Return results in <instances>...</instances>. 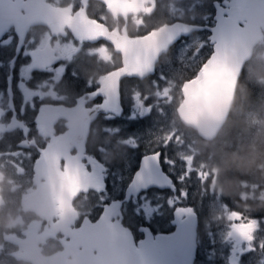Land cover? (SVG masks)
<instances>
[{
  "label": "flooded vegetation",
  "instance_id": "1",
  "mask_svg": "<svg viewBox=\"0 0 264 264\" xmlns=\"http://www.w3.org/2000/svg\"><path fill=\"white\" fill-rule=\"evenodd\" d=\"M231 2L0 0V220H18L14 228L0 225V264H47L46 258L56 253L57 264H67L73 254L80 264H93L99 252L89 238L82 243L79 235L85 227L98 234L93 227L104 213L109 225L126 230L137 246L144 231L152 238L173 233L174 212L179 209L196 217L192 264H219L212 238H207L212 251L204 249L202 256L199 252L200 221L193 208L198 198L209 200L207 185L215 181L212 151L182 125L177 109L182 86L197 77L212 54L210 37L217 11L228 18ZM237 4L238 28H257L262 35L239 82L264 45V0H237ZM173 26L181 31L159 56L152 74L124 77L105 87L108 77L123 67L110 37L119 42L136 40ZM100 47L107 53L94 52ZM178 59L183 60L177 64ZM115 91L118 111L113 106L88 116ZM162 92L177 93L173 104H159ZM170 129V140L154 141L155 135ZM180 151L192 154L188 161L194 172L202 165L201 172L209 174V180L202 181L201 196L195 195L200 185L193 171L184 186L179 164H188L185 156L179 161ZM146 157H155L171 188L152 187L127 199L125 191ZM257 175L252 174L250 185L258 182ZM215 189L216 184L217 196ZM143 200L157 207L142 213ZM251 203L264 201L238 196L242 211L233 213L243 221L263 220ZM158 208L159 217L147 220ZM212 212L205 218L210 233L214 230L210 219L220 215ZM163 224L169 229L158 230Z\"/></svg>",
  "mask_w": 264,
  "mask_h": 264
},
{
  "label": "water",
  "instance_id": "2",
  "mask_svg": "<svg viewBox=\"0 0 264 264\" xmlns=\"http://www.w3.org/2000/svg\"><path fill=\"white\" fill-rule=\"evenodd\" d=\"M229 7L230 10L226 11L228 18L223 17L224 12L217 11L216 24L211 29L210 58L197 77L181 88L182 101L177 109L178 118L183 126L196 132L203 141L214 140L226 123L230 113L229 104H233L241 70L250 59L254 46L262 38L257 28H238L237 0H232ZM178 30L181 31L177 26L163 28L146 37L121 42L110 37L116 52L122 55L123 67L108 77L105 87L115 86L124 77H139V73L143 76L152 74L159 56L177 39ZM113 106L118 111L116 91L111 94L109 92L108 101L99 109L91 110L88 116L95 117L99 111L106 112ZM152 187L167 189L171 185L155 157H146L133 183L127 187L125 196L128 199ZM106 213L93 227L98 230V234H90L85 227L79 235L82 243L89 238L90 245L99 252V259L93 264H192L196 251V217L191 211L176 210V228L173 233L152 238L144 231L145 238L137 246H134L126 230L119 225H109ZM182 217L183 220H180Z\"/></svg>",
  "mask_w": 264,
  "mask_h": 264
},
{
  "label": "trees",
  "instance_id": "3",
  "mask_svg": "<svg viewBox=\"0 0 264 264\" xmlns=\"http://www.w3.org/2000/svg\"><path fill=\"white\" fill-rule=\"evenodd\" d=\"M254 70L255 72L252 74ZM262 75H264V58L253 59L246 67L245 75L242 76L237 84L235 98L228 119L214 140L204 142L196 136L195 132H191L192 135H195V139H198V143L200 142L203 147H205L203 145L205 144L208 147L207 149L212 151L213 167L220 161L223 153L237 150L241 145L249 143V139L253 138V134L256 133L254 127L249 124L252 120H264V83L260 82ZM187 131L189 132V130ZM214 177L215 181L213 184H216L215 191L218 193L217 196L221 198L220 202L218 201L220 205H223L230 212H241L242 206L238 204V196L244 195V192H246L244 186L252 184L250 182L253 180L252 174H242L233 170L219 177L214 173ZM256 180L263 182L259 175H257ZM212 199L213 197L210 200ZM209 202L202 197L198 198L193 206L200 221L196 236L201 256L204 249L207 253L212 251V247L209 246L207 240L210 237V230L205 228L204 224L206 223L205 218L208 217L207 214L213 211V208L208 206ZM251 204L254 208H258V211H255L259 213L260 217L261 215L264 216V203H259V205H256V203ZM213 212H217V210ZM210 264H214V261Z\"/></svg>",
  "mask_w": 264,
  "mask_h": 264
},
{
  "label": "rangeland",
  "instance_id": "4",
  "mask_svg": "<svg viewBox=\"0 0 264 264\" xmlns=\"http://www.w3.org/2000/svg\"><path fill=\"white\" fill-rule=\"evenodd\" d=\"M95 53H99L100 55L107 53V50L100 47L94 50ZM264 58V45L259 46L257 50L256 58ZM183 59H178L175 63H180ZM200 61H197L196 63H199ZM181 69V68H180ZM157 93L156 95H158ZM177 93L176 92H168V93H161V101H159L161 104L171 105L173 104L171 100H175ZM165 96L166 99L163 97ZM175 97V98H174ZM142 102V101H141ZM158 104V106H159ZM148 111V110H147ZM250 126L254 127L256 132L258 129L262 126H264V120H252L250 123ZM172 131L173 130H166L161 131L160 134L157 136L155 135L154 141L161 140V138L165 140H170L172 137ZM159 133V131H157ZM254 135V134H253ZM175 140V138L173 139ZM184 140V139H182ZM252 138L249 139V143L251 142ZM160 142V141H157ZM181 141L178 138L177 146L181 150ZM183 151L179 152V155L182 157L185 156L187 158V164L185 165L183 163L179 164V169L182 170L181 176L184 178V186L187 183L188 180H190V176L188 172H191L193 170L192 163H190L188 160L192 158V154ZM202 165L200 169H198L196 172H194L195 179L197 180L195 193L196 196L203 195L204 187L202 185L203 182H207L209 180V174H203L201 172ZM190 170V171H188ZM259 177L262 181H258L253 185L250 186H244L245 189H247L246 192H244V197L252 198L254 200L258 201H264V175H262L259 172ZM182 193H186V189L181 190ZM207 196L208 199V206L210 208L217 207V212H219L220 215L214 216L212 219H210V225L214 228L213 231L210 233V238L213 239V241L216 242L217 245V252L219 251V264H264V219L263 220H249V221H243L240 219V217L233 212L228 211L227 208H225L223 205H220V200L217 198L214 192V184L210 183L207 185ZM211 197H213L212 200ZM179 198H181V194L179 195ZM190 201V199H189ZM215 201V202H213ZM219 201V202H218ZM150 201H142V204L140 205L142 213H144V210L147 211H154V208L157 207L156 204H149ZM188 202V201H187ZM259 205V204H258ZM211 210V209H210ZM162 210L158 208V212H153L151 215V218L147 220H151L154 215L159 217L158 214H161ZM224 214V216H222ZM222 216V219H219L218 217ZM257 218V217H254ZM253 219V218H252ZM204 224H208L204 223ZM167 224H163L161 227L158 228V230H166ZM216 257V256H215Z\"/></svg>",
  "mask_w": 264,
  "mask_h": 264
},
{
  "label": "clouds",
  "instance_id": "5",
  "mask_svg": "<svg viewBox=\"0 0 264 264\" xmlns=\"http://www.w3.org/2000/svg\"><path fill=\"white\" fill-rule=\"evenodd\" d=\"M260 82L264 83V75L260 77ZM231 108L232 104H229V111ZM233 170L242 174L260 172L264 175V126L253 135L250 143L241 145L237 150L223 153L220 161L213 167L218 177ZM17 224L16 219L0 220V225L9 229L16 227ZM58 256L59 253H56L55 256L46 258L47 264H57ZM67 264H79V260L73 254L68 258Z\"/></svg>",
  "mask_w": 264,
  "mask_h": 264
}]
</instances>
